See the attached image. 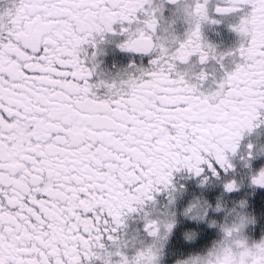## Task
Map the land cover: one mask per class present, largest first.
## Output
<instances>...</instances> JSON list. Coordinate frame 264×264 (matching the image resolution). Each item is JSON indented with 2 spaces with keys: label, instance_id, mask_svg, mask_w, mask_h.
Returning a JSON list of instances; mask_svg holds the SVG:
<instances>
[{
  "label": "snow or ice",
  "instance_id": "snow-or-ice-1",
  "mask_svg": "<svg viewBox=\"0 0 264 264\" xmlns=\"http://www.w3.org/2000/svg\"><path fill=\"white\" fill-rule=\"evenodd\" d=\"M196 8L168 45L155 0H0V264H161L178 227L191 242L210 228L235 264H264L247 199H225L264 191V141L246 140L264 126V0ZM222 18L238 37L229 52L203 36ZM112 37L147 65L94 79ZM209 61L222 74L205 87ZM181 171L220 195L192 198L186 222L150 215L156 194L174 203ZM133 214L142 235L128 234Z\"/></svg>",
  "mask_w": 264,
  "mask_h": 264
},
{
  "label": "flooded vegetation",
  "instance_id": "flooded-vegetation-1",
  "mask_svg": "<svg viewBox=\"0 0 264 264\" xmlns=\"http://www.w3.org/2000/svg\"><path fill=\"white\" fill-rule=\"evenodd\" d=\"M155 3L161 5L162 16L165 19L172 17L173 6L168 3V0H155ZM229 23L230 20L228 18H222L220 24H206L203 26L204 38L207 42L214 44L219 52H229L238 46V37L231 31ZM175 31L177 35L183 36L185 25L179 22L175 23ZM110 40L111 42H106L101 45L102 52L98 56L99 68L97 70L99 75L94 79L114 78L127 70L128 65L133 62L138 66L147 65V57L123 52L116 46L115 37L110 38ZM231 60L232 58L230 57L225 58L226 68L231 66ZM201 67L209 73V80L205 82V87L214 86L212 76L215 75L218 79L222 74V70L214 61H209L207 65ZM247 139L257 142L264 141V126L255 130L250 137H246ZM237 175L243 184L244 173L240 171ZM174 183L177 187L183 185V188L176 193L174 203L169 205L167 192H160L156 194L155 201L146 208V211L150 215L158 217L171 212L175 213L181 221H185L182 212L192 198L198 196L212 198L213 196L220 195L219 187L213 186L211 188H205L197 178L190 176L185 171L174 173ZM240 197L247 199L248 212L254 219V222L249 224L246 234L250 240L258 241L261 237H264V191L251 190L247 186H244L241 192L231 195L225 194V199L229 203ZM127 224L129 235H142L143 219L141 215L133 214L127 221ZM216 239V233L210 228H205L196 241H187L182 237L181 229L178 227L164 244L161 264H175L176 258L182 253L186 254L192 250L206 248Z\"/></svg>",
  "mask_w": 264,
  "mask_h": 264
},
{
  "label": "clouds",
  "instance_id": "clouds-1",
  "mask_svg": "<svg viewBox=\"0 0 264 264\" xmlns=\"http://www.w3.org/2000/svg\"><path fill=\"white\" fill-rule=\"evenodd\" d=\"M168 3L173 6V15L170 19L159 17L158 34L161 43L170 45L183 39L184 34L200 22V12L196 8L197 0H168ZM177 22L185 25L183 36L177 35L175 31ZM235 260L236 256L226 244L214 240L206 248L182 253L176 258L175 264H196L197 261L198 264H235Z\"/></svg>",
  "mask_w": 264,
  "mask_h": 264
}]
</instances>
